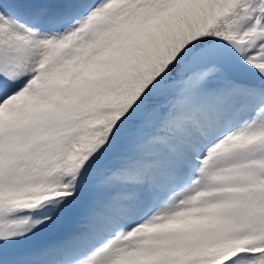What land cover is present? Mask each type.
Returning a JSON list of instances; mask_svg holds the SVG:
<instances>
[{"label":"snow or ice","instance_id":"obj_1","mask_svg":"<svg viewBox=\"0 0 264 264\" xmlns=\"http://www.w3.org/2000/svg\"><path fill=\"white\" fill-rule=\"evenodd\" d=\"M0 264H264V0H0Z\"/></svg>","mask_w":264,"mask_h":264}]
</instances>
